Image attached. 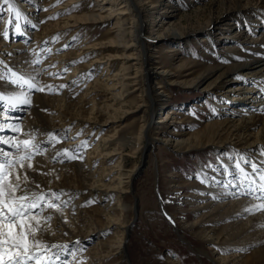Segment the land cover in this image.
Returning <instances> with one entry per match:
<instances>
[{
	"label": "bare ground",
	"instance_id": "1",
	"mask_svg": "<svg viewBox=\"0 0 264 264\" xmlns=\"http://www.w3.org/2000/svg\"><path fill=\"white\" fill-rule=\"evenodd\" d=\"M215 1L218 3L219 13L215 17L209 13L211 17L204 19L205 23L197 25L194 29L207 34L221 20L228 21L232 18L231 21L235 22L227 24L222 40L228 36L233 41L241 38L242 41L240 43L235 41L227 48V53L224 58H221L219 67L204 71L195 79L201 80L198 83L200 87L205 83L207 89L213 88V91L217 89L216 93L219 89L224 90L225 95L223 94L219 102L222 104L220 107L217 106L218 112L214 111V120L205 122L202 132L195 133L185 140H177L184 134H177L171 130L167 133L159 132L156 142L172 151L183 148L191 151L205 149V147L216 151L226 147V143L235 141L244 146L242 150L236 147L234 156L237 161L241 157L248 161V164L241 161V166L246 172L251 173L249 165L253 162L260 167L261 171H264V155H261L264 152V0ZM25 2L30 3L32 0H9L8 3L0 0V13L4 11V15L0 14V75H4L8 81L7 84H10L7 85L4 80H0V89H2L0 97H3L0 99V110L3 108L12 112L5 117H0V123L4 129L0 131V144L7 147L3 157L0 154V160L4 159L6 154L7 160L13 163V167L8 169L9 179L19 176L21 186L27 184L29 195L35 192L37 195L43 194L44 199L50 197L55 201L57 196L63 197V201L60 202L61 198H59V201L55 203L56 207L44 211L41 208L44 199L38 201V207L34 209L38 215L29 217L26 221V224L30 223L32 227L37 228L35 239L40 242V245H42L41 241L45 242L48 248L55 249L54 251H57L56 254H59L61 258L68 249H72V252L74 250V253L81 251L83 244H87L90 239H96L97 236L93 245L95 253L102 248L111 247L109 255L112 256L111 252H113L114 256L118 255L120 261L126 264L124 239L128 234L130 223L124 222L122 218L127 207L123 205L121 196L130 189L131 180L138 169L134 167L130 171L123 170V148L128 146L132 152H135L140 149L141 143L142 151L151 149L154 144L149 137L150 129L159 124L169 125L173 123L172 120H175V115H179V112L173 109L165 115H159L163 104L160 103V96L153 95V91L159 88L157 81L152 84V79L161 77L168 79L172 75L167 70L157 69L152 54L148 47H145L144 42L171 39L170 37L181 39L184 30L179 31L168 26L162 32L163 26L168 22L160 18L161 14L158 11L153 12L154 7L149 11L148 4L144 0H108L109 3H106V0H61L53 10L51 6L56 0H42L39 10L31 8L32 5L27 7L30 8V14L24 10L25 6L22 3ZM9 4L14 10L21 12L20 19H16L15 11H9ZM75 4H81L80 6L84 7L78 9L77 14L69 15V6ZM1 7H3L2 10ZM111 9H115L118 13L113 15L114 27L109 28L104 36L96 38L95 41L79 38L75 44L81 43V45H74L69 52L60 54L63 49L65 51V45L69 47L72 44L71 40L76 36L73 35L77 31L74 29L76 26L88 25L91 31L93 27L98 26V22L106 23L109 20L113 12ZM53 12H59L57 20H46L54 14ZM126 15L130 19L123 18V20L122 16ZM240 17L244 18L243 23L236 21ZM127 20L131 21V26L125 30ZM9 21L14 23L10 24ZM16 23L21 26L20 34L15 31ZM5 29H7V36L4 34ZM254 29H260V32L256 33ZM68 31L70 34L67 33ZM126 31L129 33L130 43H127ZM53 32H61L64 36L63 42L59 40L54 42ZM250 33L252 35H249ZM28 37L32 39L31 42H28ZM46 38H50V42L44 48L43 42ZM34 48L36 50L42 48V51L46 49L45 53H41L46 56V61L41 66L43 73L34 67L33 62L38 60V58L35 59L34 53L30 54ZM92 55L94 58L91 57ZM134 57L137 65L133 63L124 68L125 62H122L118 72H112L106 64L110 60ZM79 59L83 61L81 66L75 64ZM100 61L101 65L105 66L91 81L92 83L85 85L84 81L79 82L80 76H85L84 71ZM18 65L25 68L26 72L18 71ZM15 66L17 68L12 70L11 68ZM33 69L40 73L37 77L38 88H41L42 82L47 84L52 81L57 85L59 80L57 81L56 76L66 71L61 80L65 87L57 92L52 91L58 94L49 96L44 95L43 91L30 90L27 85L12 83L16 79L12 75L13 71L18 75L23 74L27 79L30 74H35ZM130 69L134 70V74L129 81L135 86L142 83L151 107L159 108L150 111L149 121L142 124L136 138L116 139L122 119V107L125 104V100H122L125 92L123 81H126L123 76L124 71L128 72ZM113 79L115 82L111 85L109 80ZM75 82L80 86L82 84V87H74ZM117 85H120V89H116ZM160 94H163L161 90L157 92V95ZM72 96H76L75 100L71 98ZM11 97L26 99L28 103L22 104L17 101L13 105L9 100ZM106 104H108L107 110ZM10 105L13 108H22L16 112L8 109ZM45 109L50 110L51 116L44 112ZM100 118L103 119L100 121ZM153 118L156 119L153 120ZM109 126L112 130L107 131L106 134L102 133L104 127ZM69 127H73L75 133L80 128H84L85 136H80L77 140L68 139L63 147L53 148V144H58L61 137H66ZM56 133H59L60 137H57ZM92 133L96 137L93 147L90 148L87 145L84 148L82 146L84 143L80 140L86 136L93 139ZM6 134H8L9 142L4 140ZM49 134L55 139L50 140ZM25 140L30 142L27 149L22 144ZM36 144L39 145L38 152L33 147ZM65 149L69 150L67 155L64 152ZM57 153L60 155L57 156ZM28 155L31 157L36 155V157L31 160L21 159ZM69 155H74L76 158L69 159ZM115 158L117 159L115 164L109 166L108 162H113ZM29 164L32 167L29 168ZM202 169L200 176L204 179L205 186L198 189L201 192L195 190L201 202L198 207L191 209V213L203 212L205 215L203 219L198 218L194 223L183 222L186 224L183 228L207 245L209 253L214 257L210 258L214 264H264V210H255L264 201L256 199L251 193L243 194L249 188L248 182L244 181L239 169H232L225 161L222 162L219 174L211 172L208 177L206 170ZM25 175L28 177L27 181L24 180ZM110 175H113L112 179H109ZM255 175L259 183V172ZM173 177L174 174L170 176V178ZM186 185L183 183L182 187ZM19 194L18 192L17 195ZM73 197L79 199L75 202L69 200ZM88 198H96L100 207L90 210L94 215L87 220L86 226L84 224L86 230H82L77 223L78 216L89 214V210L88 212L81 208L82 202ZM112 200L117 201L116 204H112ZM181 202L188 206L191 204L190 201L186 202L183 199ZM248 209L253 211L250 212ZM161 210L171 221L175 230V225L169 219L168 213L164 212V209ZM72 212H75V215ZM85 215L83 216L86 217ZM49 217L51 219H48ZM206 224L211 227H205ZM40 229H43V234ZM175 232L183 241L179 229L176 228ZM110 233H112L111 238L103 242V238ZM31 239L32 237H29L30 242ZM62 239L67 241L61 243ZM66 243L70 245L65 247ZM40 245L39 247H42ZM52 245H58L60 248L51 247ZM39 247H34L33 251L39 252L41 250ZM195 253L198 255L199 252L195 251ZM200 253L208 255L204 252ZM74 255H70L72 259L69 260L70 263L79 264L77 262L79 259H76L78 256ZM106 255L108 256V253ZM91 256L95 255L90 249L86 257L89 259ZM98 257L99 259L93 258L96 264H101L102 257ZM207 257L209 258V255ZM49 258L45 262L42 261V264H48ZM174 261L173 259L172 262L175 263ZM84 262L87 261L83 260ZM29 264H34V261Z\"/></svg>",
	"mask_w": 264,
	"mask_h": 264
},
{
	"label": "rangeland",
	"instance_id": "2",
	"mask_svg": "<svg viewBox=\"0 0 264 264\" xmlns=\"http://www.w3.org/2000/svg\"><path fill=\"white\" fill-rule=\"evenodd\" d=\"M60 1L61 0H56L55 4L51 6L52 10L58 6ZM144 2L148 4L147 9L149 11L150 9H152V7H154L153 12L158 11L161 14L160 18L162 17L163 19H165V21L168 22V24L166 23L163 26L162 32L168 26H170L171 28L174 27L177 30L179 29V31L184 30V35H182L183 37L181 39L170 37L171 39H159L144 42L145 47H148L152 54V59L154 60L157 69L167 70L170 75H172L168 79H165L166 77H161L160 79H152V84L153 82L157 81L159 88L153 91V95L155 97L160 96V103L163 104L162 108L159 110V115H165L172 109L174 111H178L179 115H175V120H172L173 123L169 125L159 124L158 126H154L150 129L149 137L151 138V143L154 144V146L151 148L152 151L151 149H143L142 151L141 143L140 149L135 152H132L128 146L123 148V170L130 171L134 167L138 169L133 179L131 180L130 189L128 190V192L124 193L121 196L123 205H126L127 207L122 218L124 222L128 224L130 223V225L128 226V234L124 239V243L126 246L125 255L127 258L126 264H214L211 261V259H213L214 257L209 253L210 251H208L206 247L207 245L204 244L201 239L192 235L190 232L184 229L186 224L183 222L194 223L196 219H203V216L205 215V213L203 212L198 214L191 213V209L198 207L199 202H201L199 201V195L197 194L198 192L196 193L195 190L200 191L198 189L205 186L204 179L200 176V170L202 168L206 170V175L208 177H210L209 175L211 172L212 174H219V170L221 169L223 161H225V163L229 164L232 169H234V165L237 162V159L234 156V151H237L235 148L239 147L241 148L240 150H242L244 149V146L242 147V145L234 141L229 144L226 143V147L219 148L216 151H212V148L206 147L205 149L199 148L196 150L193 149L191 151L186 150V148H183L179 151H172L168 147L157 143L156 138H158L157 136L159 135V132L167 133L171 130L172 132H175L177 134H184V136H179L177 140H185L195 133L202 132L204 124L207 120H214V111H217V106L220 107L222 104L219 102L225 95V93H223L224 90L219 89V92L216 93L217 89L215 91H213V88L207 89L205 83L204 86L201 85L200 87L198 83L201 82V80L195 78L197 75L204 73V71L219 67L222 60L221 58H224L227 53V48L235 43V41L236 43H240V41H242V38L233 41L231 37L226 36L222 40V37L225 36L224 32L228 27L227 24H229L230 22H235L231 21L232 18H229L228 21H226L227 19L225 21L224 19L221 20V22L212 27L211 31H209L207 34L194 29L199 24L203 25L205 23L204 19H208L211 16L215 17V15L219 13L220 10L217 9L218 3L215 0H144ZM106 3H109L108 0H106ZM40 4H42V0H32V2L30 3H22V5L25 6L24 10L28 11V14H30V8L27 7L32 5L33 7L31 6V8H38L39 10L41 9ZM80 5L81 4H75L74 6H69L68 14H77L76 11H79L78 9L80 8L83 9L84 7ZM88 5H90V3H88ZM2 9L3 7H1V10ZM111 10L113 12L109 20H107L106 23L103 21V23L98 22V26L93 27L91 31H89L88 25H81L82 28L81 26H76V28H74L75 30H77L75 32L76 34L73 33V35L76 36L71 40L72 44H70L69 47H65V51L63 49L62 53L60 54L69 52V49H71L74 45H81V43L75 44L79 38H83L86 40L88 38L87 41H95L96 38L98 39L99 37L104 36L109 28L114 27L113 15H116L118 13L115 9ZM80 11L84 12V10ZM209 13L212 15L209 16ZM0 14L4 15V11L2 10ZM58 14L59 12H55L46 20L56 21L58 18ZM241 17L240 19L238 18L239 21H236L243 23L245 20ZM123 18L130 19V17H128L127 15L122 16V19ZM130 22L131 21L129 20L126 21L127 24L125 30L129 29V27L131 26ZM254 30L256 31V33L260 32V29ZM53 33L54 34L52 40L54 42H56L57 40L63 42L62 38L64 36L61 35V32ZM67 33H69V31ZM142 35L145 36V34ZM249 35L252 34L250 33ZM129 37V33L126 31L127 43H130ZM45 40L46 41L43 42L44 48L48 46L50 38H46ZM29 41H32V39L30 40V37H28V42ZM45 51L46 49L42 51V48H38L37 50L34 48L30 51V54L34 53V55L36 56L35 59L38 58V60L40 61V63L38 64L34 63V67L36 69H40L42 73L44 70L41 66L42 63L46 61V56L44 54L42 55L41 53H45ZM118 53H120L119 50ZM91 57L94 58L93 55ZM122 62H125V68L126 66H129L133 63L135 64L136 60L135 57L125 60L115 59L112 61L110 60V62H107L106 64L107 66H109V69L112 72H118L121 69L120 67H122ZM75 64L81 66L83 64L82 59L76 60ZM186 64H188V66ZM104 66L105 65L103 64L101 65V61L94 63V66H91V68H87V70L84 71L85 76H80V79L84 78L85 80L79 79V82L84 81L86 83L85 85L89 84V82L92 83L91 81H93V79L97 77L98 73L101 72ZM17 67L15 66L10 68L12 70L17 68L21 73L26 72V70H24L25 68L23 69V67H21L20 65H18ZM65 73L66 71H63L61 75L56 76L58 77L57 81L59 80V83L57 82V85L52 81L50 83L48 82L47 84L46 82H42L41 88H44V91L42 93L44 95L48 94L49 96L58 94L53 93L52 91L55 90L57 92L61 88L60 85L63 84L61 80ZM132 74H134V70L132 69L128 70V72L126 70L124 71L123 78L126 81H123V84L125 85V92L123 94L122 100H125V104L122 107V119L119 123L118 132L116 134L117 137L115 136L116 139H130V137L136 138L138 132H140L139 129L141 130L140 127L149 121L150 111L152 109L159 108L158 106L151 107L146 97V91L143 90L144 88L142 86V83H139L137 86H135L129 81V79L133 77ZM109 81L111 85L113 82H115L114 79ZM4 82L5 84L8 83L6 79H4ZM75 83L76 85L74 87L80 86V84H78L77 82ZM49 85L52 86L51 91L47 87ZM80 87H82V84ZM204 87H206V89H204ZM116 89H120V85H117ZM160 90L163 92V94L157 95V92ZM71 98L75 100L76 96H72ZM107 107L108 104H106V110ZM21 108L22 107L13 108L11 107V105L8 107V109H12L16 112H19ZM44 112L51 116L49 109H45ZM8 114H12V112L4 110L3 108L0 110V117H5ZM101 119L103 118H100L99 120L101 121ZM154 119L156 118H153V120ZM3 121L6 122L5 120ZM170 121L171 120H169V122ZM170 125H172L173 127ZM2 127L3 125L0 123V131L4 130ZM104 128L105 129L102 133L105 134L107 131L112 130L111 126H109L108 128ZM83 129L80 128L75 133L73 131V127L67 128L66 137H61L58 141L59 145L57 143H54L52 147H63L68 139L77 140L80 136H85V129ZM58 134L59 133H56L57 137H60L58 136ZM7 136L8 134L5 135L4 140L6 142H9V138ZM92 136H94L93 133ZM83 139L80 140V142L86 143V145H88L90 148L93 147L94 142L96 141L95 136L93 139H90V137L87 136ZM6 149V146L0 144V154L2 155V157L3 153L5 152L4 150ZM39 154L40 153H38V155ZM34 157H36V155H33L31 159H33ZM81 158L83 160V155L81 156ZM116 161L117 159L115 158L113 162H108L110 163L109 166L114 165ZM172 174H174V177L170 178ZM108 177L109 179H112L113 175H110ZM183 183L187 185L185 187H182ZM59 188L61 187L59 186ZM61 196L59 198H61ZM77 197L70 198L69 200L75 202L77 199H79ZM62 198L60 202L63 201ZM182 199L186 202L190 201V206H188V204H183L181 202ZM87 200L88 202H86ZM87 200L82 202V210L90 211L91 209L100 207V203L96 201V198H88ZM57 201H59V199H56L55 201L50 197H46L42 202V210L44 211L48 208H52L49 205H52L53 202L55 204L57 203ZM116 202L117 201H111L112 204H116ZM161 209H164V212L168 213L169 219H171L175 225V230L171 221L165 217ZM134 212H137V214H135L136 216L134 215ZM72 213L75 215V212ZM89 214H81L78 216L79 221L77 223L82 230H86V228L84 227L86 226L87 220H89L91 215H94L92 211H90ZM83 215H85L86 217H84ZM134 217H136L135 221H133ZM205 227L211 226H207L206 224ZM176 228L179 229V233L183 236L182 239L184 242L178 236L179 234L175 232ZM111 235L112 233L105 236L103 238V242L104 240H109L111 238ZM29 237L31 238V236ZM90 237L93 236L90 235ZM96 240L97 236L96 239H90L87 244H83L80 248L82 249L81 251L79 250L78 252L74 253V250L72 252V249H68L61 258L58 254L60 258L59 260H56V256L53 255L54 253L56 254L57 251H54L55 249L44 251L43 249L47 245L45 242L41 241L42 245L40 246L42 247H39L41 248V250L39 251V259L45 262L50 257L54 264H60L61 261H63V264H71L69 261L72 260L70 255L73 256L75 254L74 256H78L76 259H79L77 261L79 264H96L97 262H95L93 257H97L99 259L98 256H101L103 259V261L102 259L100 261L101 264H125L120 261L118 255L114 256L113 252H111L112 256L109 255L110 251L112 250L110 249L111 247L100 249L96 252L100 253L96 255L93 247ZM65 241L67 240L62 239L60 242L64 243ZM66 245L70 244L66 243L65 247ZM58 248H60V246ZM90 249L95 256H91L89 260L86 255ZM195 251L197 253L199 252L198 255L195 253ZM200 252L207 253L209 255V258L207 257L208 255H202L203 253ZM107 253L108 256L106 255ZM80 259L82 260L80 261ZM173 259L175 260V263L172 262ZM83 260H86L87 262L83 263Z\"/></svg>",
	"mask_w": 264,
	"mask_h": 264
},
{
	"label": "snow or ice",
	"instance_id": "3",
	"mask_svg": "<svg viewBox=\"0 0 264 264\" xmlns=\"http://www.w3.org/2000/svg\"><path fill=\"white\" fill-rule=\"evenodd\" d=\"M6 3L9 0H5ZM9 11H15L16 19H20L21 12L19 10H14L12 5L9 4ZM9 23H14V21H9ZM15 31L17 34L21 33V26L19 23L15 24ZM5 36H7V29H5ZM68 47V45H65ZM33 63H40L39 60L34 61ZM35 74H30L26 79L23 74H17L15 71L12 72V75L16 77L12 83L20 84L21 86L27 85L30 90L44 91V88H38L37 85L39 83L37 77L40 75L39 72H36L33 69ZM5 77L0 75V80H4ZM51 91L52 86H47ZM61 88L65 87V85H60ZM3 99V97H0ZM9 100L15 105L18 101L22 104H27L28 100L22 99L20 97H11ZM49 139H55L54 136L49 134ZM29 141H22L25 149L29 147ZM83 146H87L86 143ZM36 151H39V145H33ZM67 155L69 150H64ZM60 153H57L59 156ZM264 155V152L261 153ZM69 159H74L76 156L69 155ZM21 159H31V156L21 157ZM241 161L245 164H248V161L245 160L244 157H241L240 160L236 162L234 165L235 168L239 169L243 175L244 181H247L249 184V188L243 193L244 195H248L249 193L253 194L256 199L264 201V171L260 170V167L255 163H251L249 166L251 168V173L246 172L245 168L241 166ZM23 166V165H22ZM13 167V163L8 161L6 158V154H4V159L0 160V264H29V262H33L34 264H42V261L39 259V252H34V247H39L40 242L35 239V234L37 228L31 226L30 223L26 224V221L29 220V217H34L38 215L34 211L35 208L38 207V201L43 200V194L37 195L35 192H32L30 195L27 191V184L21 186V180L19 176H16L14 179H9L8 169ZM28 167H32L31 164ZM259 172L257 183L256 173ZM27 175L24 176V180L27 181ZM38 187V185H37ZM20 193L17 195V193ZM259 193V195H255V193ZM59 199V196L56 197ZM51 207H56L55 204L50 205ZM255 210H264V203L257 206ZM248 211H253V209H248ZM48 219H51L49 217ZM38 227V225H37ZM17 229H19L17 231ZM41 234H43V229H40ZM29 236L32 237L30 242ZM51 247H59L58 245H52ZM44 251H48L49 248L46 246ZM56 256V260H59V256L57 254H53ZM48 264H54L49 258ZM63 264V261L60 262Z\"/></svg>",
	"mask_w": 264,
	"mask_h": 264
},
{
	"label": "water",
	"instance_id": "4",
	"mask_svg": "<svg viewBox=\"0 0 264 264\" xmlns=\"http://www.w3.org/2000/svg\"><path fill=\"white\" fill-rule=\"evenodd\" d=\"M136 214V212H134V215ZM135 218V217H134ZM134 218H133V220H134Z\"/></svg>",
	"mask_w": 264,
	"mask_h": 264
}]
</instances>
